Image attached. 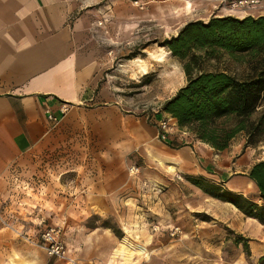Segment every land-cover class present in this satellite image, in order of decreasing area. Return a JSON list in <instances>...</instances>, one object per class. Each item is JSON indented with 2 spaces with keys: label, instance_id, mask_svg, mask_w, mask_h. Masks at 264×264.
<instances>
[{
  "label": "crops",
  "instance_id": "1",
  "mask_svg": "<svg viewBox=\"0 0 264 264\" xmlns=\"http://www.w3.org/2000/svg\"><path fill=\"white\" fill-rule=\"evenodd\" d=\"M138 5L0 0V264H68L40 244L50 227L61 229L78 264H118L110 261L120 234L136 226L152 235L143 264H259L264 257V223L213 192L216 186L261 205L249 178L254 164L226 178L214 159L222 152L186 128L161 140L159 122L170 116L125 113L109 76L114 52L141 30L157 26L177 36L189 22L229 14L221 0ZM65 103L71 108L62 116ZM133 165L139 175H130ZM95 217L112 219L119 233L90 228ZM227 230L245 238L249 254L238 244L225 255ZM122 248L113 257L126 264L150 254L129 259Z\"/></svg>",
  "mask_w": 264,
  "mask_h": 264
},
{
  "label": "trees",
  "instance_id": "2",
  "mask_svg": "<svg viewBox=\"0 0 264 264\" xmlns=\"http://www.w3.org/2000/svg\"><path fill=\"white\" fill-rule=\"evenodd\" d=\"M163 47L181 62L187 82L165 102L162 113L216 152L229 149L240 134L246 136V148L264 142V15L192 21ZM225 55L244 66L242 74L207 69L206 64ZM249 178L257 185L261 205L216 186L213 192L264 223V160L252 166ZM259 264H264V257Z\"/></svg>",
  "mask_w": 264,
  "mask_h": 264
},
{
  "label": "rangeland",
  "instance_id": "3",
  "mask_svg": "<svg viewBox=\"0 0 264 264\" xmlns=\"http://www.w3.org/2000/svg\"><path fill=\"white\" fill-rule=\"evenodd\" d=\"M264 15V2L261 7L250 11V15L236 13L234 17L245 18L247 16L259 17ZM227 16V15H226ZM232 16V15H228ZM219 17V16H215ZM225 17V16H222ZM176 35H167L160 27H151L143 29L131 41L123 42L112 56L113 66L109 70V76L112 77V86L117 100L125 113H133L137 115L144 114H163L162 107L167 100L172 98L176 92L182 88L186 82L181 62L172 56L167 47H163L166 40ZM207 65V69L227 70L235 75L242 74L244 66L237 60L225 55L219 62L211 61ZM140 66H144L148 70V74H143ZM262 108H259L254 118H257ZM246 136L240 134L231 144L230 148L220 154L217 159L218 170L225 172L223 176L230 177L243 174L253 164L264 160V142L256 146L245 147ZM219 153H217L218 155ZM181 176V175H180ZM182 177V176H181ZM176 179H178L176 176ZM165 187V186H164ZM156 217H161L159 211L153 212ZM150 217V216H149ZM152 218V217H150ZM110 226L119 233L112 219H103L95 217L91 220L89 227L97 228ZM178 227H175L173 233ZM151 229H154L152 226ZM179 229V228H178ZM130 229H128L129 231ZM162 231V227L158 231ZM229 235V244L225 247V255L234 254L235 245L246 244L245 238L235 231L227 230ZM157 233V232H156ZM180 234L179 232L173 236ZM140 246H135L131 240ZM151 233L148 232L146 226H136L134 232L121 236L120 242L113 250L111 263L126 264L113 257L115 251L123 245L120 254L128 255L132 259L138 254H147L148 257H140L135 264H143L151 258L150 244L152 242ZM147 249V250H146Z\"/></svg>",
  "mask_w": 264,
  "mask_h": 264
},
{
  "label": "built area",
  "instance_id": "4",
  "mask_svg": "<svg viewBox=\"0 0 264 264\" xmlns=\"http://www.w3.org/2000/svg\"><path fill=\"white\" fill-rule=\"evenodd\" d=\"M132 3L133 5H138L139 0H123ZM264 0H221L222 5L224 6L227 14L236 15V13H243L250 15V11L259 8L262 6ZM139 8L143 9L144 5H138ZM103 23L100 22L101 26ZM71 106L69 104H61L60 105V115H66ZM47 118L50 122H57L59 119V115L55 116L49 111L47 112ZM159 138L163 141H169L170 137L178 132H180V127L177 122L172 118H166L159 122ZM130 175H139L140 167L137 165H133L129 168ZM178 179L182 177L180 175H176ZM179 229L177 228L173 235L177 234ZM61 229L59 227H50L47 228L41 234V246L46 251L48 256L51 258L63 259L68 264H78L77 261L69 256L66 245L61 239Z\"/></svg>",
  "mask_w": 264,
  "mask_h": 264
},
{
  "label": "bare ground",
  "instance_id": "5",
  "mask_svg": "<svg viewBox=\"0 0 264 264\" xmlns=\"http://www.w3.org/2000/svg\"><path fill=\"white\" fill-rule=\"evenodd\" d=\"M140 68H141L143 74H145V75L148 74V70L146 67L140 66Z\"/></svg>",
  "mask_w": 264,
  "mask_h": 264
}]
</instances>
